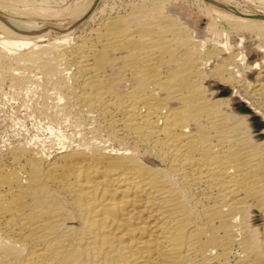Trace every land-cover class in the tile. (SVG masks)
<instances>
[{
    "label": "bare ground",
    "instance_id": "obj_1",
    "mask_svg": "<svg viewBox=\"0 0 264 264\" xmlns=\"http://www.w3.org/2000/svg\"><path fill=\"white\" fill-rule=\"evenodd\" d=\"M18 1L34 2L0 0V82L39 74L40 111L74 127L50 151L0 155V264H264V56L206 47L151 0L40 42L39 23L14 16L48 9ZM97 1L52 11L78 20ZM197 1L215 35L225 20L264 36L263 9Z\"/></svg>",
    "mask_w": 264,
    "mask_h": 264
},
{
    "label": "rangeland",
    "instance_id": "obj_2",
    "mask_svg": "<svg viewBox=\"0 0 264 264\" xmlns=\"http://www.w3.org/2000/svg\"><path fill=\"white\" fill-rule=\"evenodd\" d=\"M33 1V3H23L21 1H18L17 4H14V6H16L17 8H23L28 7L29 5L33 6L36 2L35 6H43L48 10H43V12H34L29 15H13L14 18L21 20H34L35 22L39 23L37 25L38 28H36L37 31L40 34L45 33L40 42L54 41L56 39L60 40L59 38H61L62 40V37H64L63 40L65 44H69L75 40H78L81 36L86 34L92 26H94L101 20L100 18L105 17L107 14L114 15L116 13H123L125 12V10H128L131 2H139L141 0H98L93 10L76 24H74L77 20L75 16L68 15L67 13L63 15L58 13V15L52 11L63 9L67 5H72V3L76 0ZM151 1L161 3L164 2V6L166 7L165 9L167 11L169 10L168 12H171L173 15L177 16L179 20L181 19V22L183 24L186 22V24L184 25H187V27H191L192 30H195L193 31L194 38H196V36L198 39L204 37L201 40L204 41L206 47L213 45L215 43L214 40L219 43L220 41L222 43L223 41L227 40L228 43H230L231 49H233L234 51H238L239 49L247 52V62L249 61L248 63H252L257 59L259 60L262 56H264V51H262V49L264 50V36H258L257 34L246 30L240 31L236 30L235 28L234 30L230 27L227 29L228 24L225 20L218 21L221 23L222 29L226 27L222 33L220 32V34L215 35L213 31H210L206 26L209 24V22H211L210 18L214 14H212L211 16L205 14L203 5L200 4L197 0H165L167 3L164 0ZM228 1L237 6L240 10H246L250 12L258 11L259 13H262V11L264 10V1L262 0ZM79 2H84V0H79ZM25 4L28 6H26ZM199 8H202L201 11ZM0 14L10 16V14L5 10L3 6H0ZM220 23H217L218 27H220ZM241 37L242 42H240ZM210 38L214 40H211ZM261 38L262 40H260ZM240 43L242 44L240 45ZM253 53H256L258 57H253ZM254 73L255 70H253L251 74H248L247 77L249 79L253 78ZM38 75L39 74L36 75V78L38 79H35V77H33L31 80L27 81V85L23 87V84L15 83L14 85V82L12 83L10 79H5L0 82V155L8 148L19 145V143H23L26 145L29 144L32 147H39L50 151L59 146V142L63 138V133L71 132L70 130L72 129V126L74 127V125L70 124L73 123L71 118L67 120L54 121L50 120L43 114V112L40 111L39 106L41 104L44 93V89L42 88L44 87V82H42L44 79H42V76ZM7 80H9L10 82ZM16 84L19 86H17ZM214 85L217 86V89L220 88L219 92L223 90L224 92L227 91L228 93H234L232 91V87L229 84H220L218 81L213 80L212 87ZM240 87H242L241 84L240 86L238 85L236 89ZM240 90L242 91H240V93H243V87L240 88ZM235 93L236 94L233 95L234 98L232 97L235 102H232H234V107L237 108L239 106H242L239 104L240 102L242 103V97L240 93ZM83 122L82 124L85 125V123ZM256 222H259L258 218H256Z\"/></svg>",
    "mask_w": 264,
    "mask_h": 264
},
{
    "label": "water",
    "instance_id": "obj_3",
    "mask_svg": "<svg viewBox=\"0 0 264 264\" xmlns=\"http://www.w3.org/2000/svg\"><path fill=\"white\" fill-rule=\"evenodd\" d=\"M218 5L221 6L220 4H218ZM221 7H223V6H221ZM256 16H257V17H263V16H261V15H256ZM0 19H3L1 15H0ZM82 19H83V18H80V19L76 20V22H75L74 24L80 22Z\"/></svg>",
    "mask_w": 264,
    "mask_h": 264
}]
</instances>
